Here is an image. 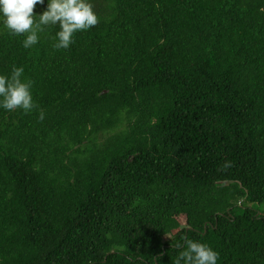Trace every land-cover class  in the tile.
Listing matches in <instances>:
<instances>
[{"label": "trees", "instance_id": "1", "mask_svg": "<svg viewBox=\"0 0 264 264\" xmlns=\"http://www.w3.org/2000/svg\"><path fill=\"white\" fill-rule=\"evenodd\" d=\"M92 3L68 49L0 30V264H264V0Z\"/></svg>", "mask_w": 264, "mask_h": 264}, {"label": "clouds", "instance_id": "2", "mask_svg": "<svg viewBox=\"0 0 264 264\" xmlns=\"http://www.w3.org/2000/svg\"><path fill=\"white\" fill-rule=\"evenodd\" d=\"M37 5H45L39 14ZM99 23L92 0H0V30L14 36H23L24 48H31L40 41L45 28L58 26L53 37L55 49H68L74 43V34L87 31ZM33 81L24 76V68L12 66L9 74H0V109L31 112L37 107L32 94ZM39 118L44 119L41 111ZM182 248L174 264H218L219 252L209 244L188 239L185 236ZM159 264V257H152Z\"/></svg>", "mask_w": 264, "mask_h": 264}]
</instances>
